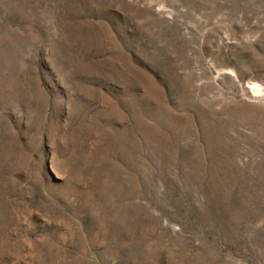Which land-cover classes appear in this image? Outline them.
I'll list each match as a JSON object with an SVG mask.
<instances>
[{
	"label": "rangeland",
	"instance_id": "1",
	"mask_svg": "<svg viewBox=\"0 0 264 264\" xmlns=\"http://www.w3.org/2000/svg\"><path fill=\"white\" fill-rule=\"evenodd\" d=\"M0 264H264V0H0Z\"/></svg>",
	"mask_w": 264,
	"mask_h": 264
}]
</instances>
